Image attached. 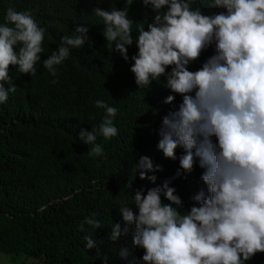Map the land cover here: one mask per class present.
<instances>
[{
    "label": "clouds",
    "instance_id": "9594fccd",
    "mask_svg": "<svg viewBox=\"0 0 264 264\" xmlns=\"http://www.w3.org/2000/svg\"><path fill=\"white\" fill-rule=\"evenodd\" d=\"M133 2L93 14L104 22L106 44L125 61L135 43L129 70L138 88L162 82L166 99L146 115L142 138L103 100L95 102L105 110L102 122L78 134L82 152L98 160L104 151L98 136L127 146L123 187L131 193L117 200L108 225L110 264H264V0H212V10L207 1L201 8L195 0H141L156 14L147 30L137 24L135 37ZM45 31L30 12L7 8L0 23V103L16 88L9 66L37 74ZM74 31L42 61L52 76L71 49L91 44L87 27ZM96 215L83 223L103 228ZM84 239L87 249L96 246Z\"/></svg>",
    "mask_w": 264,
    "mask_h": 264
},
{
    "label": "trees",
    "instance_id": "16d2710c",
    "mask_svg": "<svg viewBox=\"0 0 264 264\" xmlns=\"http://www.w3.org/2000/svg\"><path fill=\"white\" fill-rule=\"evenodd\" d=\"M206 1L212 10V0H195L193 6L204 8ZM8 7L30 12L46 31L37 74L9 66L16 88L0 103V250L24 256L28 264H110L114 241L108 225L117 214V200L131 193L123 187L127 169L121 160L127 146L98 136L96 143L104 150L98 160L82 152L78 134L102 122L105 110L95 102L103 100L118 109L115 119L126 130L144 137L146 115L165 101V86L157 81L138 88L129 70L138 51L135 43L127 46L128 61L106 44L104 22L93 9L123 10L125 0H0V23ZM155 14L151 5L134 0L128 9L134 37L137 24L147 30ZM79 25L89 29L91 44L71 49L52 76L42 61ZM132 79L134 93L127 90ZM10 84L5 82V88ZM93 214L103 228L83 223ZM85 236L96 242L94 248L87 249Z\"/></svg>",
    "mask_w": 264,
    "mask_h": 264
},
{
    "label": "rangeland",
    "instance_id": "374dc122",
    "mask_svg": "<svg viewBox=\"0 0 264 264\" xmlns=\"http://www.w3.org/2000/svg\"><path fill=\"white\" fill-rule=\"evenodd\" d=\"M29 259L30 258H27L26 260ZM30 261H25L24 256H20V255L12 256L11 254L0 250V264H28L30 263Z\"/></svg>",
    "mask_w": 264,
    "mask_h": 264
}]
</instances>
